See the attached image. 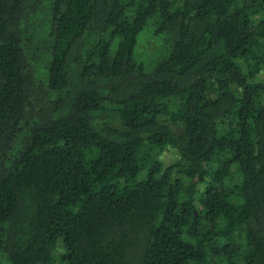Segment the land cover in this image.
I'll return each instance as SVG.
<instances>
[{
    "label": "trees",
    "instance_id": "16d2710c",
    "mask_svg": "<svg viewBox=\"0 0 264 264\" xmlns=\"http://www.w3.org/2000/svg\"><path fill=\"white\" fill-rule=\"evenodd\" d=\"M263 71L264 0H0V264H264Z\"/></svg>",
    "mask_w": 264,
    "mask_h": 264
},
{
    "label": "rangeland",
    "instance_id": "374dc122",
    "mask_svg": "<svg viewBox=\"0 0 264 264\" xmlns=\"http://www.w3.org/2000/svg\"><path fill=\"white\" fill-rule=\"evenodd\" d=\"M260 77L262 78V79H264V71H263V73L260 75ZM163 159L166 161V162H172V161H174V160H176V158L174 157V154L171 152V151H169V152H165L164 153V155H163Z\"/></svg>",
    "mask_w": 264,
    "mask_h": 264
}]
</instances>
